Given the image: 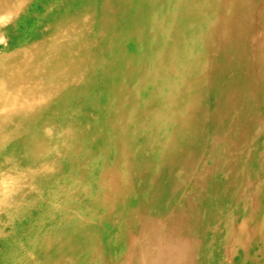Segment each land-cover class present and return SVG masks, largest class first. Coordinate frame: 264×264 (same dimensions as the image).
I'll return each instance as SVG.
<instances>
[{"label":"bare ground","instance_id":"6f19581e","mask_svg":"<svg viewBox=\"0 0 264 264\" xmlns=\"http://www.w3.org/2000/svg\"><path fill=\"white\" fill-rule=\"evenodd\" d=\"M2 33L0 130L69 182L13 263L264 264V0H0Z\"/></svg>","mask_w":264,"mask_h":264},{"label":"rangeland","instance_id":"374dc122","mask_svg":"<svg viewBox=\"0 0 264 264\" xmlns=\"http://www.w3.org/2000/svg\"><path fill=\"white\" fill-rule=\"evenodd\" d=\"M10 24V22L6 23L3 27L7 28ZM91 30L95 29L91 27ZM1 36L0 47L6 45L18 47V43H12L8 34L2 33ZM17 138L9 131L0 130V264H15L11 261L13 258L19 261L25 258L33 259L30 251L38 245L36 238L48 228L47 220L52 217V209L47 207L53 196L47 187L52 189L56 187L55 184L65 180L69 183L66 176L62 179L51 178V175L57 173V167L61 165L59 163L62 162L60 160L62 153L56 152L52 157L45 156L40 159L25 156L22 147L16 146ZM208 138L214 143L212 137ZM48 144L54 145L51 142ZM217 144L214 143L213 148H217ZM64 148L69 150L71 147L64 145ZM222 152L226 154L228 151L222 150ZM218 157L222 160L224 156ZM209 158L208 156L207 159ZM212 160L216 159L212 158ZM76 161L82 164L79 160ZM198 169L203 171L204 167L199 166ZM73 177L79 178L77 175ZM201 192L196 191L192 196L198 197L203 193ZM188 193H194V190L189 189ZM186 210L187 215H193L190 209Z\"/></svg>","mask_w":264,"mask_h":264}]
</instances>
